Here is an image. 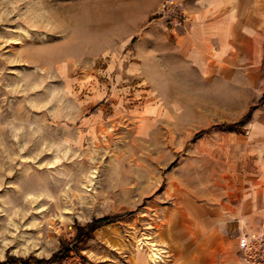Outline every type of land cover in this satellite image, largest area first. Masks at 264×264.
I'll return each instance as SVG.
<instances>
[{"label":"rangeland","instance_id":"obj_1","mask_svg":"<svg viewBox=\"0 0 264 264\" xmlns=\"http://www.w3.org/2000/svg\"><path fill=\"white\" fill-rule=\"evenodd\" d=\"M162 1L0 0V264L166 260L165 191L202 167L198 133L189 137L181 114L164 113L154 139L142 125L149 93L161 102L178 84L157 57L153 80L131 71L147 32L169 39L153 15ZM105 216L116 218L75 242ZM153 243L160 261L150 258ZM64 246L68 256L52 260Z\"/></svg>","mask_w":264,"mask_h":264},{"label":"crops","instance_id":"obj_2","mask_svg":"<svg viewBox=\"0 0 264 264\" xmlns=\"http://www.w3.org/2000/svg\"><path fill=\"white\" fill-rule=\"evenodd\" d=\"M178 1L189 16L184 27L166 26L169 39L161 43L147 32L138 47L147 52L131 65L147 82L154 79L150 58L176 70L169 78L178 81L176 100L163 94L160 102L149 93L141 116L149 140L154 128L164 129V113L181 114L189 137L205 131L194 139L202 168L192 180L179 174L165 191L171 203L161 219L166 260L160 264H245L241 242L264 225V0ZM249 112L238 128L214 127Z\"/></svg>","mask_w":264,"mask_h":264},{"label":"built area","instance_id":"obj_3","mask_svg":"<svg viewBox=\"0 0 264 264\" xmlns=\"http://www.w3.org/2000/svg\"><path fill=\"white\" fill-rule=\"evenodd\" d=\"M153 15L164 20L169 29L184 27L189 18L183 3L178 0H163ZM241 246L245 264H264V231L249 233Z\"/></svg>","mask_w":264,"mask_h":264},{"label":"trees","instance_id":"obj_4","mask_svg":"<svg viewBox=\"0 0 264 264\" xmlns=\"http://www.w3.org/2000/svg\"><path fill=\"white\" fill-rule=\"evenodd\" d=\"M261 101H264V96L262 97ZM250 115V112L244 116L239 122L236 123H230V124H220V125H216L215 127H221V128H225V129H235L240 127L241 125H243L248 117ZM202 133H204V131H201L197 134V136L201 135ZM116 217L114 216H105V217H100V218H96L94 219L92 222H90L87 227L88 228H80L79 232L77 233V237H76V243L82 242L84 240V233L85 231H88L89 234L87 235H91V232L95 231L96 229H98L99 227L108 224L112 221L115 220ZM72 251V248L69 246H64L63 248H61L57 253H55L51 259L52 260H58L61 261L64 258H66L68 256V254Z\"/></svg>","mask_w":264,"mask_h":264},{"label":"bare ground","instance_id":"obj_5","mask_svg":"<svg viewBox=\"0 0 264 264\" xmlns=\"http://www.w3.org/2000/svg\"><path fill=\"white\" fill-rule=\"evenodd\" d=\"M150 258L153 261H160V258H162L161 253H160L158 247H156V244H154V243L151 246Z\"/></svg>","mask_w":264,"mask_h":264}]
</instances>
